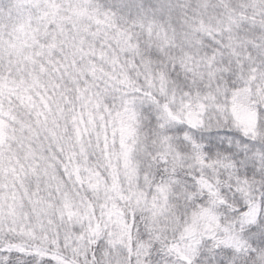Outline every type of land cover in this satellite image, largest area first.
Segmentation results:
<instances>
[{
    "label": "snow or ice",
    "instance_id": "snow-or-ice-1",
    "mask_svg": "<svg viewBox=\"0 0 264 264\" xmlns=\"http://www.w3.org/2000/svg\"><path fill=\"white\" fill-rule=\"evenodd\" d=\"M0 264H264V0H0Z\"/></svg>",
    "mask_w": 264,
    "mask_h": 264
}]
</instances>
